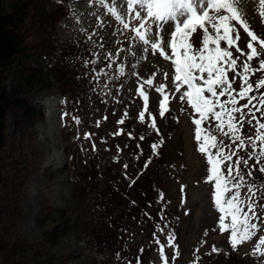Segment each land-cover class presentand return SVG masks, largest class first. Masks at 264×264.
<instances>
[{
	"label": "rangeland",
	"instance_id": "obj_1",
	"mask_svg": "<svg viewBox=\"0 0 264 264\" xmlns=\"http://www.w3.org/2000/svg\"><path fill=\"white\" fill-rule=\"evenodd\" d=\"M65 5V10L58 11L60 15L52 29L58 43L76 45L72 50H65V55L71 54V67L67 69L63 62L58 65L61 90L45 92L34 99L43 106L45 116L33 124L32 147L25 151L30 155L32 149H36L42 159L40 162L34 158L30 160L36 168L34 173H28L17 196L25 219L22 223H13L9 232H25L28 239L43 245L42 249H47L48 254L56 251L70 253L72 257L66 264H137V258L141 264H163L158 252L161 245L169 264H220L222 255L233 249L229 243L231 230H220L219 217L223 213L214 204V181L206 182V169L210 165L207 155L198 151L199 143L195 139L196 126L192 121L199 116L186 99H179L187 88L181 86L180 93L176 92L173 84L175 69L171 60L162 58L159 50L153 52L150 45L142 44L136 29L140 32L143 29L134 19V13L127 11L123 0H104L103 4L99 0H65ZM232 6L258 36H264V22L259 15L264 9L260 0H232ZM121 9L124 10L123 23L116 19ZM232 23L240 32L239 47L248 51L246 45L250 38L239 23ZM193 40L200 47L199 31ZM78 44H84L89 50L78 47ZM137 47L141 49L140 54H135ZM145 48L148 51H143ZM231 50L239 56L234 47ZM167 52L171 56V50ZM85 60H95L97 71H91L92 65L85 66ZM166 71L167 79L164 76ZM228 76L231 79L233 73L229 72ZM147 79L153 80L152 86L145 83ZM161 85L164 86L162 93L157 91ZM233 87L239 91V78ZM137 88L144 91L147 100L136 92ZM160 100H165L168 109L163 118L159 116ZM246 102L239 100L240 104ZM141 111H144L143 122L139 119ZM65 112L68 114L64 115ZM74 117L81 122L77 124ZM122 118L124 122L118 124ZM153 122L155 127H151ZM218 123L210 118L201 127L214 130ZM247 126H244V131L250 130ZM86 132L92 134L91 139L83 138ZM215 134L218 140L236 148L231 138ZM156 139L161 145L154 153L151 145L157 144ZM93 143L96 151L92 150ZM229 150L226 148L225 154ZM212 151L215 152L214 149ZM144 160L150 162L146 170H139L137 167ZM220 167L221 171H226L223 164ZM59 168L64 171H57ZM106 173L109 181L113 177L111 180L122 187V192L118 195L115 192L116 196L112 198L119 210L118 213L113 212L117 213L119 228L115 224L114 235H110L107 228L101 234L103 244L108 243L106 247L112 239L119 242L112 250H100L87 234L88 231H98L100 227L97 224L102 214L99 204L108 199L102 192L107 181ZM123 174L125 179L121 180ZM151 182L164 193L162 204L166 208L160 227L164 228L165 224L168 227L163 233L155 232L151 226L146 230L144 225L139 226L135 222L127 225L130 222L128 217L132 218L131 214H134L128 210H134L141 203L139 199L148 192ZM136 187L141 189L139 194ZM124 206L129 209L122 212ZM56 207L72 210L73 219L82 231L44 247L36 235L35 217L52 213ZM146 213L149 214L148 211ZM258 215L262 218L257 223V235L236 248V259L242 260L243 264L248 262L244 259L246 256L253 263L264 264V256L252 254L259 236L264 235L261 231L264 229V213ZM2 223L6 224L3 219L0 222V264H5L1 251L2 231H5ZM224 223L230 225L231 218L226 216ZM169 232L174 236L173 245L178 253L174 260V249L167 244ZM155 239L160 243H155ZM213 246L218 251H212ZM260 251L264 252V247Z\"/></svg>",
	"mask_w": 264,
	"mask_h": 264
},
{
	"label": "snow or ice",
	"instance_id": "obj_2",
	"mask_svg": "<svg viewBox=\"0 0 264 264\" xmlns=\"http://www.w3.org/2000/svg\"><path fill=\"white\" fill-rule=\"evenodd\" d=\"M99 3L103 4L104 0H99ZM260 3L264 9V0H260ZM123 4L127 6L129 13H134V19L143 29V32L136 29L142 44L150 45L153 52L159 50L162 58L171 60L175 69L173 84L176 92L180 93L181 86L187 88L180 94L179 99L181 101L186 99L187 104L199 116L192 122L196 126L195 139L199 143L198 151L207 155V163L210 165L206 169V182L214 181V204L217 210L223 213L219 217V227L221 231L230 228L229 243L236 250L237 245L251 241L257 235L258 225L252 221L261 219L258 213H264V181L257 184L254 179H250L254 176L253 168H258L259 173L264 175V92L261 91L264 89V36H258L238 15L232 6V0H123ZM123 11L121 9V14L116 15L113 10L116 19L121 23ZM221 12L224 14L221 15ZM259 15L264 22V10ZM232 21L239 23L250 38L246 45L248 51L239 47L240 32ZM124 26L128 27L127 24ZM198 31L201 35L200 47H197L193 40L194 34ZM233 47L239 56L234 55L231 50ZM168 49L171 50V56L168 55ZM143 51L148 49L145 48ZM140 53L141 49L137 47L135 54ZM253 61L256 62L255 66ZM84 64L92 65V72L97 71L95 60H85ZM229 72L233 73L231 79L228 76ZM257 73L260 75L256 76ZM164 76L167 79V71ZM253 77H256L255 83ZM237 78L240 80L239 91L233 87ZM145 83L152 86L153 80L147 79ZM163 87V85L157 87V91L162 93ZM136 92L145 100L148 99L141 88H137ZM221 97L226 99L221 100ZM165 100L159 101V116L162 118L168 111ZM239 100L247 102L240 104ZM210 118L219 122L215 129L202 128V123L210 121ZM74 119L77 124L81 122L78 118ZM139 119L141 122L144 121V111L139 113ZM123 122L122 118L117 123ZM245 125L254 131L245 132ZM151 127H155V122ZM215 133L231 138L239 151L225 154V149L231 148V145L218 140ZM91 135L86 132L83 138L89 140ZM129 135L131 136V133ZM140 138L144 139L143 136ZM151 147L155 153L158 145L152 144ZM81 150H85L83 146ZM92 150L96 151L94 143ZM241 151L245 154L241 155ZM253 160L255 164L250 165L249 162ZM149 162H146L145 167ZM221 164L226 171H221ZM124 167L127 168V164ZM183 191L182 185L181 192ZM226 193L229 195L226 196ZM163 198L164 194L160 192L159 199ZM159 214L161 219H164L163 208ZM226 216L231 218L230 225L224 223ZM167 227L165 224L164 228ZM156 228L163 233L164 228L159 225H156ZM153 236L155 237V233ZM173 240L174 236L169 232L167 244L174 249L172 257L174 260L178 253L175 251ZM154 242L160 243L159 239H155ZM262 247L264 235L259 236L252 254L259 253L264 256V252L260 251ZM212 251L216 252L218 249L213 246ZM158 252L163 264H169L163 245ZM137 264H141L139 258Z\"/></svg>",
	"mask_w": 264,
	"mask_h": 264
},
{
	"label": "trees",
	"instance_id": "obj_3",
	"mask_svg": "<svg viewBox=\"0 0 264 264\" xmlns=\"http://www.w3.org/2000/svg\"><path fill=\"white\" fill-rule=\"evenodd\" d=\"M66 8L65 0H0V222L3 219L6 223H2L5 231H2L3 247L1 249L5 264H66L72 257L66 251L48 254L47 249H42L43 245L28 239L25 232L23 234L20 230H15L12 234L9 232L10 227L14 226L13 223H22L25 219L17 196L28 173H34L36 168L30 160L34 158L36 162H40L42 159L40 152H36V149H32L33 152L30 150V155L25 151L26 148L32 147L33 124L45 116L43 106L34 99L39 94L61 90L58 86V65L63 62L67 69L71 67L69 59L71 54L65 55V50H72L76 45L58 43L52 29L59 18L58 11L62 12ZM77 46L89 50L84 44ZM255 64L256 62L253 66ZM256 76H259V73ZM252 80L255 83L256 77ZM261 91L264 92V89ZM224 99L226 97H221V100ZM17 106L20 108L17 109ZM252 131L254 129L250 128L245 132ZM155 142L158 146L161 145L159 140L156 139ZM231 151L239 150L232 147L229 152ZM244 154V151H241V155ZM146 162V160L141 161L137 168L146 170ZM249 163L254 165L255 161ZM124 169L126 170L125 167ZM57 171H64V169L59 168ZM253 172L254 176L250 179H254L257 184L264 181V175L259 173L258 168H253ZM125 174L121 180L125 179ZM107 176L108 173L105 175L107 181L102 192L108 199L99 204L102 210L101 218L99 222L97 221L99 230L87 233L91 240L98 244L100 250H112L119 243L112 239L106 247L108 243L102 242L101 234L105 228L110 235L115 234L113 231L116 225L119 228L118 220H116L119 210L115 208L112 198L122 192L119 183L112 181L113 177L109 181ZM136 190L138 194L141 192L140 187H136ZM115 192L116 195H114ZM160 192H163L162 189L151 182L148 192L145 194L142 191L144 196L139 199L141 203L134 210H128L129 208L124 206L122 212L127 210L134 212L131 214L132 218L128 217L130 222L127 225L131 222L134 225L135 222L139 226L144 225L143 228L145 227L146 230L151 226L156 232V225L160 226L162 221L159 213L162 208H166L162 204L164 201L159 199ZM129 203L130 206L131 202ZM114 211L117 213L114 214ZM147 211L149 214L145 215ZM259 220L255 219L252 222L257 224ZM35 222L38 227L36 235L45 244L44 247L46 244L55 243L82 231V228L76 225L77 222L74 221L73 212L70 209L56 207L52 213L47 212L36 216ZM237 251L232 249L224 253L220 264H243L242 260L236 259ZM244 259H248L245 264H256L248 256Z\"/></svg>",
	"mask_w": 264,
	"mask_h": 264
}]
</instances>
